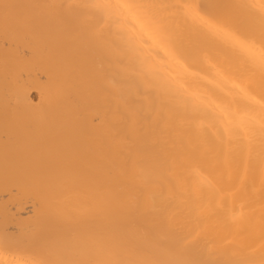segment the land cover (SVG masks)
Returning <instances> with one entry per match:
<instances>
[{
	"label": "bare ground",
	"instance_id": "6f19581e",
	"mask_svg": "<svg viewBox=\"0 0 264 264\" xmlns=\"http://www.w3.org/2000/svg\"><path fill=\"white\" fill-rule=\"evenodd\" d=\"M0 264H264V0H0Z\"/></svg>",
	"mask_w": 264,
	"mask_h": 264
}]
</instances>
